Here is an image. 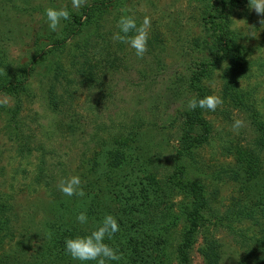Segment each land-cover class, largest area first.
Instances as JSON below:
<instances>
[{
  "label": "rangeland",
  "instance_id": "rangeland-1",
  "mask_svg": "<svg viewBox=\"0 0 264 264\" xmlns=\"http://www.w3.org/2000/svg\"><path fill=\"white\" fill-rule=\"evenodd\" d=\"M212 1L127 0L117 4L92 26L100 25L99 30L92 32L88 27L85 31L89 42L93 39L103 46L100 33L108 39L113 55L104 69L106 55L101 46L99 52L96 45L83 48L87 36L71 39L60 49L51 48L50 38L59 36L67 21L51 32L44 9L67 7L73 13L82 7L73 10L71 0H0V79L19 68L32 70L18 98L0 93V197L10 207L6 212L9 225L3 228L9 230L0 229V260L10 255L9 263L21 256V264H50L51 259L41 257L42 244L47 223H51L50 211L62 198L55 195L63 196L57 185L79 174L84 197L91 200L95 212L88 216L90 221L106 213L132 218L141 226V237L142 226L158 233L155 241L163 249L164 263L177 264V247L189 226L187 198L166 184L165 177L181 164L189 179L204 186L210 204L205 227L196 234L190 264H264V150L251 114L225 95L229 61L204 80L207 95L223 99L216 111L204 110L212 128L209 141L178 157L181 113L189 110L187 101L194 97L188 79L200 62L208 60L205 47L210 40L203 16ZM121 14H133L138 23L145 16L150 18L143 58L112 39ZM261 21L264 15L249 9L248 2L231 14V28L249 62L246 76L237 77V83L252 96L251 103L264 123ZM40 48L46 51L40 53ZM87 60L93 68L102 63L104 70L91 85L78 74ZM57 63L64 64L73 83L54 79ZM54 83L65 96L66 106L58 112L48 99ZM236 119L243 121L238 131L232 128ZM116 152L128 160L110 169L111 154ZM130 196L137 198L133 208L140 212L129 208L126 198ZM24 245L25 255H16ZM211 248L216 250L217 262L206 256Z\"/></svg>",
  "mask_w": 264,
  "mask_h": 264
},
{
  "label": "trees",
  "instance_id": "trees-1",
  "mask_svg": "<svg viewBox=\"0 0 264 264\" xmlns=\"http://www.w3.org/2000/svg\"><path fill=\"white\" fill-rule=\"evenodd\" d=\"M127 0H86L84 6L78 11L71 13V18L65 24L60 35L50 38V45L52 49H60L64 47L71 39L87 36L84 38V47L96 45L97 52H99L100 43L90 40V35H86L85 31L91 27L92 32L99 30V26L93 25L100 22L106 13L119 3ZM207 1V0H203ZM248 0H214L209 5V9L203 16V23L205 32L210 41H207L205 52L207 53L208 60L200 62L196 70H193L188 79V90L194 94V97L202 98L208 94L207 88L204 85V80L210 75L214 68H217L222 62L229 61V69L225 72V95L236 107L246 109L251 114V119L257 127L259 146L264 150V123L259 119L258 111L255 109L252 96L248 92H244L237 83V77L243 78L246 76L249 62L245 57V52L241 49L238 43L236 32L231 28V14L233 10L246 5ZM103 42L101 51L105 52L106 58L104 69L110 61V55H113L108 45V39L100 33V38ZM88 40V41H87ZM94 44V45H92ZM83 51V48L75 47V49ZM95 48V47H94ZM44 49L40 48L39 52L44 53ZM79 52V51H78ZM109 55V56H108ZM115 57L113 61L115 62ZM116 63V62H115ZM102 65V63H101ZM92 67L89 60L81 64L78 68V74L81 80L89 82L91 85L97 81L98 75L103 74L102 66ZM99 69V72L97 70ZM32 70L28 68H19L14 71L11 76H3L0 79V93L18 98L24 90L28 77ZM101 78L103 76L101 75ZM54 79L57 81L66 80V85H70L73 81L70 80L67 70L63 63H57L54 67ZM60 86L57 83L50 85L48 89V99L52 109L56 112L65 108V96L59 93ZM183 122L180 137V149L178 150V157H183L187 153H191L194 149L206 144L211 136L212 128L208 120L204 116V109L197 108L196 110H187L181 113ZM112 165H108L110 169H117L128 160V156L119 152L111 154ZM123 161V162H122ZM111 164V163H110ZM142 170V169H140ZM154 182V181H153ZM152 183V182H151ZM165 183L170 184L172 189H177L183 193L187 198L185 203V215L189 222L188 229L184 232L179 246L177 247L178 262L177 264H190L191 263V250L195 244L196 234L205 227L206 213L210 209L209 200L203 185L193 181L187 177L186 168L181 164H176L174 170L167 177ZM156 190V188H155ZM264 190V186H263ZM54 191V190H53ZM55 194V191H54ZM61 200L54 202L55 206L52 207L50 222L47 223V230L45 239L46 242L42 244L45 251L42 258L47 260L51 259L50 264H76L65 253L63 241L65 237L73 236L82 231L81 226L75 223V216L79 212H86L88 216H94L95 212L91 207V200L87 197H66L55 195ZM119 197V195H118ZM0 197V229L9 225V216L6 212L10 207L5 200ZM130 205L129 208L135 213L138 209L133 208V204L137 205V198L130 196L126 198ZM141 203V202H140ZM124 206V202L120 203ZM140 212V209L138 210ZM144 216L148 217L146 210L143 212ZM118 223L120 224V231L113 237L110 243L119 249L123 255L120 264H165L162 253L163 249L159 250L157 247L158 233L150 228L142 226L140 231L142 237L138 234L140 225L132 218L125 219L118 215ZM96 219V218H93ZM142 219H144L142 217ZM144 223H147L144 219ZM11 225V224H10ZM158 231L159 228H158ZM154 238V239H152ZM141 243V244H140ZM26 245L19 248L14 252L16 255H25ZM42 250V251H43ZM22 252V253H19ZM210 257L217 262V254L214 248L206 254L207 258ZM10 256V255H9ZM0 260V264H21L19 256L9 263L8 257ZM167 260V259H166Z\"/></svg>",
  "mask_w": 264,
  "mask_h": 264
},
{
  "label": "clouds",
  "instance_id": "clouds-1",
  "mask_svg": "<svg viewBox=\"0 0 264 264\" xmlns=\"http://www.w3.org/2000/svg\"><path fill=\"white\" fill-rule=\"evenodd\" d=\"M86 0H71V8L78 10L84 6ZM249 9H254L257 15H264V0H248ZM47 28L57 32L62 27V21H69L71 13L67 7H47L44 9ZM264 21H261V23ZM151 20L145 16L142 22L137 21L133 14H121L116 21V31L112 39L125 44L134 51L137 58H143L147 52L150 35ZM223 104L219 95H206L202 98L193 97L187 101V108H197L216 111ZM243 121L236 119L232 123L234 131L242 127ZM58 191L66 197H84L82 178L79 174L67 176L57 185ZM75 223L82 231L73 236L65 237L63 241L66 255L76 264H120L122 253L110 241L120 231L118 218L106 213L97 221L89 220L86 212H79L75 216Z\"/></svg>",
  "mask_w": 264,
  "mask_h": 264
}]
</instances>
